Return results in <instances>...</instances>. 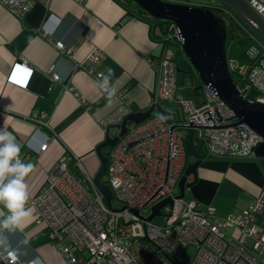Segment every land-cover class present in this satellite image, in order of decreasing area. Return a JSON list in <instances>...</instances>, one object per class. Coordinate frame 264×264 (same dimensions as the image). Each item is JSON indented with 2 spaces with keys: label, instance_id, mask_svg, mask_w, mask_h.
Instances as JSON below:
<instances>
[{
  "label": "built area",
  "instance_id": "built-area-1",
  "mask_svg": "<svg viewBox=\"0 0 264 264\" xmlns=\"http://www.w3.org/2000/svg\"><path fill=\"white\" fill-rule=\"evenodd\" d=\"M0 1L19 16L34 3ZM246 1L264 18V0ZM178 33L172 22L164 43L175 39L180 45ZM248 34L254 36L250 31ZM254 37V49L247 50L242 58L226 56V61L239 92L249 100L264 103V42ZM54 45L59 52H70L60 41ZM99 55L100 50L93 49L81 64L102 85L103 73L90 65L98 61ZM150 62L158 77L148 106L171 103L178 113L173 119H164L155 110L143 121L128 124L123 135L109 146L104 183L112 192L111 208L96 186L94 175L67 150L47 170L40 188L28 193L25 206L33 208L35 221L44 225L49 239L60 242L63 264H264V186L246 207L223 215L217 213L215 206L203 207L194 198L184 200L175 191L190 163L184 144L188 127L193 129L195 144L221 157L251 156L262 137L240 122L210 86H200L203 98L198 104L177 96V66L168 51ZM12 65L7 81L25 86L32 68L18 60ZM51 78L59 80L55 73H51ZM131 111V102L124 100L103 123L119 124ZM43 116V112H38L32 118L38 125L47 126ZM115 130L114 135L119 129ZM46 145L43 143L40 149ZM186 181H191L189 175ZM166 197L171 202L165 203L156 215L162 216V222L153 223L155 216L147 220L151 206ZM172 255L178 258L174 260ZM0 257L6 264H23L5 252H0Z\"/></svg>",
  "mask_w": 264,
  "mask_h": 264
},
{
  "label": "crops",
  "instance_id": "crops-1",
  "mask_svg": "<svg viewBox=\"0 0 264 264\" xmlns=\"http://www.w3.org/2000/svg\"><path fill=\"white\" fill-rule=\"evenodd\" d=\"M55 41L70 52H59ZM163 41L153 20L126 0H34L23 16L0 1V127L21 145V161L34 165L24 180L28 193L40 188L47 170L66 150L78 156L89 172L98 169L95 146L105 138L104 118L124 100L136 110L148 107L158 77L150 60L168 51L177 66L169 45L175 44L177 52L182 51L180 45ZM93 49L100 55L90 65L108 79L104 89L101 80L81 64ZM17 60L32 68L25 86L6 79ZM51 73L59 80H52ZM179 96L189 98L185 92ZM160 104L169 119L176 117L174 104ZM38 112L44 113L47 126L33 120ZM115 129L109 128L111 136ZM202 154L196 176L189 175L195 182L185 190L203 207L213 205L219 215L239 210L264 186V157ZM193 160L190 156V163ZM27 208L31 216L16 230L0 228V237H6L9 250H15L23 264H63L60 242L49 239L44 225L35 221L33 208ZM9 214L0 206V220ZM0 264H6L1 257Z\"/></svg>",
  "mask_w": 264,
  "mask_h": 264
},
{
  "label": "water",
  "instance_id": "water-1",
  "mask_svg": "<svg viewBox=\"0 0 264 264\" xmlns=\"http://www.w3.org/2000/svg\"><path fill=\"white\" fill-rule=\"evenodd\" d=\"M218 1L231 8L239 19L264 41V18L246 0ZM131 2L151 17L168 20L175 24L181 38L180 48L195 69L201 84L210 86L240 122L246 123L262 137L253 148V156L264 157V103L247 99L235 85L226 61L227 20L219 14V8L206 4L189 5L166 0H131ZM154 110L159 112L164 119H168L166 116L168 110L164 109L160 103L152 104L145 109L131 111L123 116L119 124L108 125L105 138L95 146L100 164L94 174V182L103 194L109 208H111L112 192L109 186L101 180L107 162V157L103 154L102 149L112 146L126 131L128 124L143 121ZM174 112L177 114L178 110L174 109ZM111 127L119 129L116 135L109 134ZM184 144L187 153L194 160L186 166L184 174L178 181L179 197L184 196L185 187L195 182V178L192 182L186 181V177L188 175L196 176L197 166L203 157L194 142L191 127L186 129ZM170 202V198L166 197L152 205L151 212L146 219L151 220L153 216L159 215L160 208ZM133 211L137 213L136 209Z\"/></svg>",
  "mask_w": 264,
  "mask_h": 264
},
{
  "label": "clouds",
  "instance_id": "clouds-1",
  "mask_svg": "<svg viewBox=\"0 0 264 264\" xmlns=\"http://www.w3.org/2000/svg\"><path fill=\"white\" fill-rule=\"evenodd\" d=\"M108 79L105 78L101 87L107 88ZM21 145L15 136L8 130L0 127V206L8 213L0 220V228L9 231L16 230L21 223L31 216V209L25 205L29 200L25 177L33 170L32 163H24L20 159ZM7 179L5 183V179ZM0 246L13 261L17 259L15 250L9 251L6 237H0ZM38 264V262H33Z\"/></svg>",
  "mask_w": 264,
  "mask_h": 264
},
{
  "label": "rangeland",
  "instance_id": "rangeland-1",
  "mask_svg": "<svg viewBox=\"0 0 264 264\" xmlns=\"http://www.w3.org/2000/svg\"><path fill=\"white\" fill-rule=\"evenodd\" d=\"M166 1H171V2H176V3H183V2L176 1V0H166ZM196 1L199 2V3H202V4L216 6V7H218L221 10H223L225 8L226 9V10H224L225 15H226V12H228L227 14H233L234 16H236V18L239 19V17L231 10V8H229L227 5L221 3L218 0H196ZM128 2H130L131 4H134L133 2H131V0H128ZM183 4H185V3H183ZM228 9H230V10H228ZM239 21H240V23L242 25H244V28L246 27L245 28L246 30L248 29L250 31V33H252L254 36H256L240 19H239ZM254 36L251 35L250 38L242 37L241 35L237 34L236 31L231 30L230 34L228 36H226V40H225L226 54L228 56L238 57L244 51L254 49V46L252 45V41H256V38ZM257 38H259V37H257ZM173 42L177 43L175 41V39L173 40ZM169 50L170 51L174 50V53H175L174 57H175V60H176V63H177V68L179 69L177 71V73L179 74L178 75V81H181V84L178 83L177 96H179V92H183V93L185 92V93H187V95H189V99L191 98V101L193 103H195V104L200 103V101L203 98V92H202L200 87H197L196 90L193 89L194 85L195 86H199L201 84L195 69L193 68V66L191 65V63L189 62V60L187 59V57L183 53V51H179V52L176 51L175 44H170L169 45ZM179 97H183V96H179ZM202 149H203L202 153H205L208 156H210L209 155L210 153H208L207 149H204V148H202ZM210 157H212V156H210ZM89 173L91 175H94L93 172H89ZM102 179H105V174L102 175ZM176 190L178 191V187L175 188V191ZM190 197H191V191L189 189H186L185 192H184L183 199L184 200H189ZM112 203L115 204V201H113ZM152 222L153 223H161L162 222V216H155L152 219ZM188 251L189 252L191 251L190 247L188 248ZM172 256L175 258L174 260H176L178 258L175 255H172Z\"/></svg>",
  "mask_w": 264,
  "mask_h": 264
},
{
  "label": "trees",
  "instance_id": "trees-1",
  "mask_svg": "<svg viewBox=\"0 0 264 264\" xmlns=\"http://www.w3.org/2000/svg\"><path fill=\"white\" fill-rule=\"evenodd\" d=\"M128 1V0H126ZM188 1H193V2H197L196 0H188ZM136 5V4H135ZM136 9H137V12L142 15V16H145L147 17L148 19H151L153 20V22L155 23V31L158 33V34H162L163 37H166L168 34H169V31L172 29V22L171 21H168V20H159V19H155L153 17H151L149 14H147L145 11H143L142 9H140L138 6H136ZM224 10H221L219 9V14L221 16H223L225 19H227V29H226V35L228 36L231 32V30H234L235 29L237 30L238 33H243L244 36L242 37H246V38H250V35L248 34V29L246 31V27L244 28V25H242L239 21L238 18H236V16H234L233 14H227L225 15V13L223 12ZM228 16V17H227ZM237 25V26H236ZM245 29V30H244ZM247 32V33H246ZM246 33V34H245ZM249 36H248V35ZM247 41V40H246ZM248 42V41H247ZM249 43V42H248ZM251 43V42H250ZM178 44V43H177ZM246 51H244L241 55L238 56V58H242L244 56V53ZM227 57H229L227 54H226ZM202 84H200L199 86H196L195 88L197 87H200ZM136 109L133 107L132 108V111H135ZM196 146L199 148V150L202 152V146H200L199 144L196 143ZM108 146L105 147L102 152L104 155L107 154V150H108ZM187 156L190 158V155L187 154ZM101 180L103 182H105V179H102V176H101Z\"/></svg>",
  "mask_w": 264,
  "mask_h": 264
},
{
  "label": "flooded vegetation",
  "instance_id": "flooded-vegetation-1",
  "mask_svg": "<svg viewBox=\"0 0 264 264\" xmlns=\"http://www.w3.org/2000/svg\"><path fill=\"white\" fill-rule=\"evenodd\" d=\"M223 10H226L225 8L223 9ZM228 10H230V9H228ZM224 12V11H223ZM225 13V12H224ZM227 13V12H226Z\"/></svg>",
  "mask_w": 264,
  "mask_h": 264
}]
</instances>
